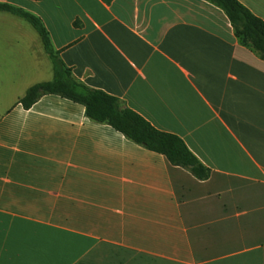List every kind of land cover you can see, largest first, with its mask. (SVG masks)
Segmentation results:
<instances>
[{"label": "crops", "instance_id": "0c3cea01", "mask_svg": "<svg viewBox=\"0 0 264 264\" xmlns=\"http://www.w3.org/2000/svg\"><path fill=\"white\" fill-rule=\"evenodd\" d=\"M264 21V0H238ZM90 89L178 136L207 180L27 91L42 37L0 12V264H264V60L207 0H0Z\"/></svg>", "mask_w": 264, "mask_h": 264}, {"label": "trees", "instance_id": "16d2710c", "mask_svg": "<svg viewBox=\"0 0 264 264\" xmlns=\"http://www.w3.org/2000/svg\"><path fill=\"white\" fill-rule=\"evenodd\" d=\"M102 1L110 5L114 0ZM207 1L227 15L240 41L260 54L264 60V21L253 15L238 0ZM0 12L28 21L42 37L45 49L53 62L54 80L39 83L27 91L26 96L20 101L25 110L31 109L46 95L59 96L83 105L91 121L108 125L133 143L165 156L173 166L191 169L200 180H207L210 177V171L198 161L178 136L155 129L140 115L125 107L119 99L77 82L72 76V70L68 69L53 51L49 34L39 18L5 4H0Z\"/></svg>", "mask_w": 264, "mask_h": 264}]
</instances>
